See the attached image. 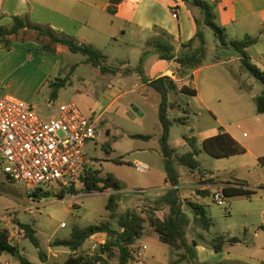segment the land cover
I'll return each mask as SVG.
<instances>
[{"label":"rangeland","instance_id":"374dc122","mask_svg":"<svg viewBox=\"0 0 264 264\" xmlns=\"http://www.w3.org/2000/svg\"><path fill=\"white\" fill-rule=\"evenodd\" d=\"M172 1L174 0H169V2ZM205 1L214 7L216 22L224 26L222 13L226 0ZM190 8L199 11L197 7ZM125 27L128 34L117 33L114 38L108 34L106 38L102 37L97 45L92 46L104 56L105 64L123 72L122 75L102 74L99 68L85 62V56L68 50L61 59L55 77L51 80L56 77H70V82L60 90L58 98L54 100L51 107L46 104V99L51 93L47 83L44 94L34 102V108L44 119H50L58 114L61 104L74 103L85 115L93 117L96 120L97 134L96 138L84 147L88 159L91 160L87 168L100 171V176L112 173L121 181L122 189L118 192L119 212L130 209L142 213L155 208L159 209L156 212L157 215L164 218L168 214V208L155 205L156 199L168 189L165 182L166 167L159 140L162 129L158 116L160 96L149 84L143 85L141 77L138 78L134 76V72L127 71L139 64L143 50L141 46L143 47L148 39H142L143 45H140L139 37L131 34L128 25ZM201 30L206 39V57L202 65V77L197 83L203 87L202 83L206 79L207 82L214 83L222 89L224 94L229 92V89H233L235 93L243 97L241 101H233L229 105L223 101L220 108L223 112L224 127L236 132L245 142L243 146L247 148V152L222 158L214 157L206 152L202 148V142L216 135L220 125L215 120L213 111L199 108L193 99L190 100L178 92L171 94V100L176 102V107L170 110V119L173 121L175 118L185 116H189V119L185 125L173 122L169 143L176 151L175 154L181 155L192 150L184 136L196 137L199 147V153L196 156L199 170L208 172L214 181L244 179L256 188L264 181V169L257 166L255 157L258 152L257 142L246 141L243 133L249 134L252 138L253 132L247 121L258 113L254 96L262 94L263 85L243 68L241 61L236 60L238 53L233 47H223L212 28L202 24ZM152 34L151 41L156 37V34ZM159 34L161 32L157 35ZM244 37L242 34L234 35V39ZM150 47L148 44L145 45L146 49ZM255 52L254 48L252 55L255 59L250 61L263 70L262 60L256 56ZM219 59H232V62L218 65L216 63ZM147 68L148 76L153 77L150 65ZM118 78L127 79L128 88L120 91L115 82ZM179 79V77L176 78L177 82L183 85V81ZM248 85H251V88ZM131 86L135 90H132ZM185 109L189 115L185 114ZM134 134L150 135L151 138L131 137ZM116 157H122L125 163L113 161L112 159ZM139 161L147 163L150 169L145 173L138 171L135 164ZM175 167L181 175L183 185L199 183L197 175L177 163ZM78 188L82 189L81 183H78ZM210 188L206 189L210 191L208 196H198L199 191L203 190H197L195 187H184L180 190V197L186 206L189 207L187 205L189 202L203 205L207 216L213 222L208 230L192 222L187 228L189 242L192 240L202 242L198 231L206 235L208 238L205 240L206 243L219 236H225L226 239L238 238V243L227 244L224 248L231 251L240 262L248 258L256 259L252 250L254 243L257 241L264 244V233H261L259 238L255 237V233L264 224L262 213L264 189H259L251 199L237 196L230 198L229 211H227L217 205L213 197L215 189L220 190L221 185L216 187L212 185ZM59 192V189H54L51 191V196L37 199L35 196H30L23 184L10 180L0 169V230L7 229L16 243L20 241L18 252L3 253L0 264H20L22 256L39 264H63L70 250L56 245L55 241L69 238L76 228H85L108 219L109 212L106 210V205L112 190L105 192L80 190L79 194H68L63 199L57 197ZM142 215L145 216V214ZM62 223L65 224L64 227L61 226ZM21 224L30 225L36 231L34 235L40 242V250L46 254L44 263L40 260L39 249L27 237L26 232L24 234L19 232L22 229ZM145 224L147 230H150L149 224ZM156 238L157 235L153 232L151 238L145 236L140 240L147 241L149 244L151 241L152 243L157 241L172 256V259L177 260L180 253H183ZM89 247L90 242H87L82 253H88ZM150 248L154 247L150 244ZM258 260L260 261L261 257ZM183 262L188 264L186 261Z\"/></svg>","mask_w":264,"mask_h":264},{"label":"trees","instance_id":"16d2710c","mask_svg":"<svg viewBox=\"0 0 264 264\" xmlns=\"http://www.w3.org/2000/svg\"><path fill=\"white\" fill-rule=\"evenodd\" d=\"M123 0H111L109 12L115 14L118 5ZM188 6L197 7L199 16L195 17L197 32L195 37L183 43L179 50L171 43L170 37L166 32L155 37L149 44L153 48L152 51L145 52L139 61L136 71L141 76L144 83H148L154 88L160 96L159 104V121L161 124L160 148L164 157L166 167L165 182L170 187L155 201V205L165 206L168 208V214L162 218L157 215L159 209H149L142 213L135 210L118 211L120 206V196L118 192L122 189L121 181L112 173H107L100 176V171L91 168H85L80 173L76 185L68 189H61L58 193V198L63 199L68 194L77 195L80 190L87 192H105L112 190L109 195L106 210L109 212L108 219L89 225L85 228L74 229L71 236L66 239H57L56 245L66 247L70 250L68 258L63 264H106L115 257L118 253L119 264H129L134 261V252L136 242L144 236L146 224L155 231L159 240L172 249L183 251L180 253L177 262L186 261L188 264H230L226 262H200L195 252L196 241L189 242L187 238V228L192 222L201 226L204 230H208L213 225L212 220L207 216L206 209L203 205L189 202L186 206L180 197V187L182 185L181 175L176 170V163L179 166L185 167L189 172L194 173L199 169V162L196 156L199 153L198 141L196 137L184 136L185 141L192 147L191 151L177 155L176 151L169 143L170 130L173 122L179 124H187L189 116L170 119V110L176 107V102L171 100V94L180 93L189 96H196V89L183 84L179 85L176 79L164 75L156 79H147L144 72L145 58L149 54H156L160 59L168 62L176 63V68L173 74L176 78H183L194 70L199 69L206 57V39L204 32L201 30L202 24L214 30L217 38L222 45H230L238 53L241 58L243 68L248 71L256 80L263 85L262 94L255 97L257 112L264 114V70H260L251 63V58L246 49L257 43V38L246 35L243 39H235L227 42L226 29L216 22V14L214 7L205 0H182ZM27 37L32 36L41 45L44 51L48 53H56L58 45L65 46L75 54H82L86 57L85 62L100 69L102 74H117L118 69L105 64V58L91 46L80 43L75 37L65 33L56 32L48 26L32 23L27 15L13 17V22L10 26L0 25V43L9 50L12 47L13 41L10 37ZM197 42V44H196ZM70 82V77H56L50 80L48 85L51 89V98H58L59 92ZM188 106V105H187ZM189 107V106H188ZM185 114L189 115L187 109ZM133 138L150 139V135L134 134ZM202 148L210 155L222 158L238 154H244L247 149L239 143L229 133H219L217 135L206 138L202 142ZM117 163H125L122 157L112 159ZM259 167L264 169V155L259 157ZM201 176L205 173L198 171ZM9 178V177H8ZM10 179V178H9ZM11 180V179H10ZM208 182L215 183L213 178H209ZM78 183L82 184V189L78 188ZM259 189H264V183L259 188L252 187L247 181H230L222 186L224 195L230 199L236 196H244L251 198L258 193ZM200 195L208 196L210 191H199ZM30 196L49 197L51 191H44L41 188L36 189ZM142 214H145L142 215ZM25 230L27 237L32 241L37 249L42 263L45 262L46 254L40 250V242L35 237L36 231L32 226L21 224ZM106 232L108 239L105 245L101 246L94 254L82 253V249L87 243V240L96 233ZM9 231L7 229L0 230V254L9 253L12 249L14 254L18 252L17 245H13L9 241ZM239 242L238 238L226 239L225 236L214 238L210 246L216 251H223L225 245H234ZM106 256V257H104ZM20 264H39L32 263L25 257H20Z\"/></svg>","mask_w":264,"mask_h":264},{"label":"crops","instance_id":"0c3cea01","mask_svg":"<svg viewBox=\"0 0 264 264\" xmlns=\"http://www.w3.org/2000/svg\"><path fill=\"white\" fill-rule=\"evenodd\" d=\"M110 5L111 0H0V25L10 26L13 22V17L27 15L32 23L48 26L56 32L75 37L80 43L91 45V47L97 45V42L102 37L106 38L108 34L113 38L117 36V33L128 34L125 27L128 25L131 34L139 37V42H141L140 45H143L142 39H148L144 46H141V48H143L141 57L145 52L148 51L149 53V51L153 50L152 47L149 49L145 48L146 44L150 45L149 42L151 41L150 38L153 36L152 33L156 34L157 37L160 35H157L158 32H166L170 37L171 43L179 50L181 45L192 40L197 32L195 17L199 16V11L191 9L190 6L186 5L182 0H174L172 2H169V0H123L121 4L118 5L115 14L109 12L108 8ZM175 11L178 15L177 18L173 17ZM222 20L224 22V26L222 27L226 29L227 42L235 40L234 35L237 34L257 38V43L247 48L246 51L251 59H255L252 55V50L254 48L256 49V56L262 60V69L264 70V0H226L223 7ZM147 33L150 35H146ZM10 38L13 41L11 49H5L0 43V95H12L34 107V102L44 94L47 83L55 77L61 59L63 55L67 53L68 49L65 46L58 45L56 47V53H48L43 50L42 45L32 36L24 38L12 36ZM229 46L230 45H223L225 48ZM155 56L157 55L149 54L145 58L144 72L146 78L153 80L160 76L167 75L176 79L173 74L176 63L160 60ZM236 60L241 61L239 55L236 57ZM218 61L219 62L216 63L218 65L227 64L232 62V59H219ZM149 65L153 72V77L147 74V67ZM137 66L129 68L127 71L134 72V76L139 78L141 76L136 71ZM202 71L203 67L201 66L199 69L179 79L183 81V84L197 91L196 96L181 95L190 100L193 99L199 108L213 111L215 120L220 125L217 134L223 132L229 133L243 145L245 142L239 138L236 132L224 127L222 122L223 112L222 108H220L223 101L229 105L233 101H241L243 97L235 93L233 89H229V92H225L224 94L222 89L214 83L207 82L206 79L202 83L203 87H201L197 81L202 77ZM122 73L123 72L118 70L117 74L113 75L119 76L122 75ZM115 82L120 91L125 90V88L129 86L127 79L122 80L118 78ZM146 84L148 85V83L143 82V85ZM110 85H112V83ZM248 87L251 88V85H248ZM130 88L135 90L132 86ZM126 93L127 92H125V94ZM255 97L256 96H254V98ZM53 102L54 100L51 98L50 93V96L46 99V104L49 105ZM188 106L191 108L190 105ZM249 119L250 120L247 122L253 132L252 138L245 132L243 133V138H245L246 141L257 142L258 152L255 154V157L257 166L259 167V157L264 155V114L257 113ZM198 171L199 169L193 174L198 176L199 183L191 185H183L182 183L180 190L184 187H195L197 190L204 191L206 189H211L210 187L212 185L215 187L221 185L220 190H222V186L230 182H208V179L212 178L210 174L203 171L205 175L201 176L198 174ZM238 181H247L249 183L248 180L244 179H239ZM262 183H264V181ZM166 186L167 189L170 185L166 183ZM259 187L260 186L256 188ZM215 191L218 190L215 189ZM227 211H229V208ZM262 213L264 214V210ZM152 231L155 233L151 227L150 230H147L146 227L143 237L146 236L151 238L153 235ZM198 233L202 242L196 241L197 245L195 246V252L200 262L264 264L263 243L257 241L254 243L252 250L254 251L253 255L257 257L256 259L248 258L246 261L240 262L231 251L225 248L221 252H216L210 246L211 242L206 243L205 240L208 239L206 235L201 231H198ZM261 233H264V224H262L258 232L255 233V237L259 238ZM156 240H159L158 235ZM193 241L195 240L191 242ZM87 242H90L91 246L92 239L89 238ZM153 242L154 243L151 241L150 243L154 247L151 249L149 242L139 239L135 244V248L138 249L141 245L146 244L148 246L146 258L143 263H136L133 261L129 264H185V262L178 263L176 258L172 259V256L168 254L167 250L163 249L157 241ZM19 243L15 245L19 247ZM2 256L3 254L0 255V257ZM259 257H261L260 261H262V263H259ZM118 260V253H116L115 257L111 258L106 264H119ZM30 262L37 263L33 261Z\"/></svg>","mask_w":264,"mask_h":264},{"label":"built area","instance_id":"2783aa9c","mask_svg":"<svg viewBox=\"0 0 264 264\" xmlns=\"http://www.w3.org/2000/svg\"><path fill=\"white\" fill-rule=\"evenodd\" d=\"M177 16L175 11L173 17ZM95 124L96 120L74 103L61 104L56 116L44 119L25 101L0 95V169L29 193L38 188L68 189L77 184L80 173L91 162L84 147L96 138ZM135 166L144 173L150 169L140 161ZM213 197L217 205L228 210V198L222 190L215 191ZM19 232L24 234L25 230ZM91 239L90 255L105 245L108 234L99 232ZM9 241L16 244L12 236ZM147 249L146 244L141 245L134 252V262L143 263Z\"/></svg>","mask_w":264,"mask_h":264},{"label":"water","instance_id":"95a60500","mask_svg":"<svg viewBox=\"0 0 264 264\" xmlns=\"http://www.w3.org/2000/svg\"><path fill=\"white\" fill-rule=\"evenodd\" d=\"M137 110V109H136ZM37 199H40L41 197L40 196H35ZM14 252H15V250L14 249H12L11 251H10V253H12V254H14Z\"/></svg>","mask_w":264,"mask_h":264}]
</instances>
